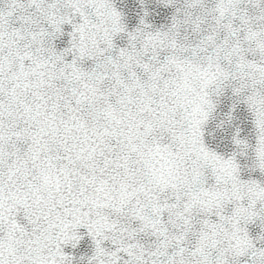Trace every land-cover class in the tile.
Segmentation results:
<instances>
[{
  "label": "snow or ice",
  "instance_id": "snow-or-ice-1",
  "mask_svg": "<svg viewBox=\"0 0 264 264\" xmlns=\"http://www.w3.org/2000/svg\"><path fill=\"white\" fill-rule=\"evenodd\" d=\"M0 264H264V0H0Z\"/></svg>",
  "mask_w": 264,
  "mask_h": 264
}]
</instances>
